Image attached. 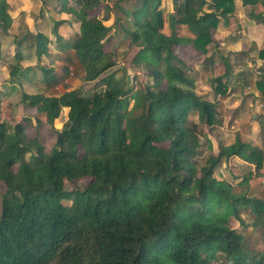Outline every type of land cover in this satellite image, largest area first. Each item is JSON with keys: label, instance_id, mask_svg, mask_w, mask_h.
<instances>
[{"label": "trees", "instance_id": "trees-1", "mask_svg": "<svg viewBox=\"0 0 264 264\" xmlns=\"http://www.w3.org/2000/svg\"><path fill=\"white\" fill-rule=\"evenodd\" d=\"M64 1V12L79 23L69 46L81 64L82 81L94 87L59 96L21 95L20 103L34 116L43 114L52 128L61 110L68 109L62 128H53L56 139L48 153L26 138L25 118L10 124L0 117V184L5 186L0 264H212L217 254L224 264H264V255L251 256L243 235L229 225L231 217L242 224L239 211L247 208L253 226H264V200L234 193L231 183L215 176L225 165L236 179L234 160L250 169L248 177L257 176L263 151L236 138L201 164L196 161L197 134L201 126L214 127L218 111L196 93L190 67L175 52L191 47L206 56L212 32L235 20V0H172L168 35L160 0L151 2L142 20L135 11L137 30L130 41L139 60L133 64L151 79L136 95L125 74L117 78L111 71L115 63L103 50L110 28L96 16L84 18L102 0ZM240 2L259 6V13L249 17L264 22V0ZM11 22L7 2L0 0V33H7ZM180 26L192 37L179 36ZM26 37L41 75L50 76L40 64L49 40L41 34ZM258 57L264 61V48ZM220 58L224 69L214 77L213 92L225 97L224 79L233 75L231 64ZM205 59L212 64V56ZM19 67H11V81L19 80ZM259 69L256 88L264 95V66ZM2 104L0 99V115L8 112ZM79 180L86 181L82 188L66 189V182Z\"/></svg>", "mask_w": 264, "mask_h": 264}, {"label": "rangeland", "instance_id": "rangeland-1", "mask_svg": "<svg viewBox=\"0 0 264 264\" xmlns=\"http://www.w3.org/2000/svg\"><path fill=\"white\" fill-rule=\"evenodd\" d=\"M115 1L116 0H102L98 8L90 12V15L96 14L101 20H103V24L106 27L110 28V33L108 35L107 41L103 43V50L105 53L111 55V60L115 63V66L111 69V71H117V78H120L123 76V74H125L127 77L126 80L128 82L127 85L131 87L132 95H136L140 94L141 86L143 85L145 80L151 83V79L145 77L146 72L144 70L134 67L133 62H135V60H139V58L137 57V48L130 41V35L137 30V26L132 21H129L128 18H125L123 21L121 13V17L115 18L114 14L111 12V7H113V9L116 8V6H112L114 5ZM152 1L153 0H148V5L144 8L141 7L142 9H139L138 13L135 14L137 19L142 20L143 18H145L144 15L146 13V10H150ZM39 2L42 3L43 6L46 2L56 3L58 2V0H39ZM235 2L237 4V0H235ZM159 7V9L162 11L163 18L165 20V27L163 29V32L168 35L169 28L166 20L168 15L173 11V2L172 0H160ZM45 10L46 9H41L40 7V11L44 16H46V14L44 13ZM40 11H35V13L37 12V15H39ZM259 11L260 7L258 6L255 8H244L237 4L234 15L235 20H233L229 29H226L225 33L219 31L215 32V30L214 32H212L213 46L209 47V52L206 56L199 57L201 56L200 54H197L196 56V54L192 52L189 48H177L175 50L176 54L182 59L184 58L183 60H185V63L188 64V66L190 67V71L188 73L194 80L195 91L204 99H207L209 101L213 100V80L217 73L215 65L218 64L221 70L224 69L222 62L220 61V56H222V58L225 57L230 64L234 56H242L243 58H246L247 52L252 54V58H256L257 51L255 50V45L253 46L254 42L249 41V39H253L254 37L255 40H260V37H262V39L264 37L259 36V34L257 33V31H259V28L256 25L259 23L256 22V20L248 17L250 12H253L255 14V12L259 13ZM123 14L127 16V13ZM248 19L249 25L247 24ZM262 25V32H264V23ZM47 28L48 27L46 24L45 29ZM122 28H124L128 35L122 32ZM26 29L27 25L20 19L19 21H17L15 27H10L8 29V33L6 36L3 34L0 35V49L4 56L2 57V60L0 62V85L1 82L8 77L7 72L9 71V62L8 60H6V56L9 55V57L11 58L12 54H14V47L18 46L17 44L19 43V41L24 39L22 37V33H24ZM177 32L179 36H190L189 30L185 27H178ZM27 39L31 40L30 37H26V39L24 40ZM226 43H232L233 45H236L234 48L239 51H227L225 49ZM248 46L249 48L247 50ZM209 56H212V64L211 60L205 59ZM42 62H44L45 64L49 63L48 61ZM42 62H40L41 65ZM62 67H65L63 66V63L61 64L60 61H56L54 69L56 70V73L58 72L57 77L61 79L62 85L58 87H54L53 85L49 86L48 88L42 91V94L59 95L64 92L65 89H68V84H70L69 87L71 90L78 88L82 89L81 91L84 92L93 90L94 83H85L82 81L81 71L83 70L81 66H68L69 76L64 82L61 78L62 73L64 71L61 69ZM241 70L246 73L250 70L249 72L252 73L250 80L251 84L261 78L260 69H257L254 66L248 69L247 66L242 67ZM246 77L242 75L239 77V79H236V81H238L237 85H235V79L232 77H229L227 80L224 79L228 83V89L230 90V92H233L235 95L233 97L231 96V99H229V104L227 103L228 105H233V103L239 98L247 99V96L253 95L252 90H254V87L253 85H251L250 88H247ZM61 86H63L64 89ZM4 90L5 87L2 86L1 92H3ZM132 103L133 98L131 99L130 106L132 105ZM240 109V106L232 107V109L226 108L225 111L221 109L218 114V119L214 124V127L208 130L207 128H205L206 126H201V133L197 134L196 149L198 150L196 161L199 164H201L210 153L216 154L220 145L229 144L233 142L236 138H239L242 142L252 144V139L254 137V129L253 127H251V119L248 118L247 111H244L240 119L237 118L236 115L238 114V110ZM20 111V117L18 118H11L10 114L6 111L3 112L0 117L1 119H4L10 124L18 123L21 119L25 118L27 120V124L25 127L26 138L32 141L33 143L42 146L44 152L48 153L56 139V134L53 128L57 130H60L62 128V125L67 119L68 110H61L60 116L57 120H60V122L57 123V121H54L53 128L45 123V116L43 114L34 116L35 111L33 109L25 107L24 105ZM259 113H262V115L260 116L261 119L258 120V124L260 125L262 123L264 128V105L261 106ZM247 122H250V124L247 125ZM260 139V144H262V147L260 148L261 150L262 148L264 150V129L260 133ZM233 163L235 166V172L237 174L236 176H238L236 179H233L231 175L227 172L228 168H226L225 165H221L220 169L217 170L215 174L216 178L231 183L234 193L246 194L248 196L264 200V186H262L264 183H260L261 178L264 179V174H260L261 169L264 170V162L262 168L258 171L259 174L257 176L252 175L250 177H248V172L250 170L248 167H246L243 163L239 162L238 160H234ZM244 178H247V184L243 183L242 180ZM85 183V180H79L73 183L66 182L65 187L68 190H73L75 188H82ZM4 190L5 186L3 184H0V193H3ZM239 217L242 220V224L238 222L236 218L231 217L229 218L230 227L243 235L244 246L249 252V254L251 256H259L260 258L261 255H264V226H253V215L247 208L240 209ZM223 261V256L221 254H217V259L212 264H224Z\"/></svg>", "mask_w": 264, "mask_h": 264}, {"label": "crops", "instance_id": "crops-1", "mask_svg": "<svg viewBox=\"0 0 264 264\" xmlns=\"http://www.w3.org/2000/svg\"><path fill=\"white\" fill-rule=\"evenodd\" d=\"M6 2L8 5V14L12 20L10 27H12V28L15 27L17 24V21H19L21 19L27 25V29L25 30L24 33H22L23 38L28 36V34H30V35L41 34V35L45 36L50 42L48 54L40 61V62H42V61H48L49 62L48 64H45L44 62H42V66L45 69L49 70L48 75H50V76H48V77L47 76L43 77L40 73V70L36 66L39 64V62H37V60H36L37 57H36V54L34 52V48L29 49L27 47L29 39H27L26 41L24 39H22L20 41V42H22V44L20 46L14 47V54H12L11 58L9 57V55L6 56L7 57L6 60H8V62H9V63L7 62L9 71L7 72L8 77L5 78L1 82V85H0V99L3 100V104H2L3 106H5V107L8 106V113L10 114V117L11 118H18V117H20L19 111L23 107V105L20 103L21 97H22L21 95H23V94H36V93L42 94V91L45 90L46 88H48L49 86L53 85L54 87L55 86L58 87V86L62 85L61 79L57 77L58 72L56 73L55 72L56 70L54 69L56 61H60L61 64L63 63V66H65V67H62L61 68L62 70H65V69L69 70L68 66H70V65H74L76 67L81 66L79 60L76 57L75 51L72 50L69 46V42L78 35L79 23L76 21H73V17L71 14L64 12V8L62 7L64 5V2H65L64 0H62L60 2L58 1L56 3L55 2H46V3H44L43 6H42V3L39 2V0H6ZM59 3H60V5H59ZM133 3L136 6L135 11H137L140 8L141 0H134ZM237 4L241 6L240 0H237ZM237 4H236V7H237ZM40 7H41V9H46L44 12L46 14V16H44L42 14V12H41L42 10L40 11ZM244 8H251V7H244ZM35 11H38V12L40 11L39 15H37V12L35 13ZM128 11L130 12L131 10L128 9ZM135 11H131L133 13L132 18H130L129 12H128L127 18L129 19V21L133 22ZM76 12H79V10L77 9V11H75V13ZM79 13L81 15V12H79ZM256 13L257 12H255V14ZM94 16L98 17L96 14L90 15V12H89V13H87V15L84 16V18L90 19ZM248 18H250V17H248ZM101 21L103 23V20H101ZM123 21H124V19H123ZM248 22H249V19L247 20V24L249 25ZM263 23H261V24L259 23L256 26L259 28V31H257L259 36L264 37V32H262L263 31V25H262ZM46 24L48 27L47 29H45ZM113 24H114V22H113ZM230 26H231V24H229L228 26H224L223 24L222 25L220 24L215 29V32L219 31V32L225 33L226 29H229ZM180 27H183V26H180ZM7 33H8V31H7ZM7 33H0V35L3 34L6 36ZM184 37H186V36H184ZM188 37H192L191 33H190V36H188ZM249 41L254 42L253 46L255 45V50L257 51L256 58H252L253 56L249 52H247V57H246L247 59L243 58L242 56H240V57L234 56L233 60L231 62V70H232L233 78L235 79L234 80L235 85L238 84V81H236V79H239V77L242 75H244L245 77L247 75V77H246L247 78V88H250V86L253 85V87H254L253 88L254 90H252L253 95L247 96V99L239 98L237 101H235L233 103V105H228L229 99H231V96L232 97L235 96L234 93L230 92V90L228 89L225 97H221L218 94H215L213 92V94H214L213 100H211V101H209L207 99H205V100L215 104L217 111H218V114L221 111V109L223 111H225L226 108L232 109V107H239L240 106L241 109L238 110L239 112L236 115L237 118L240 119V117L244 113V111H247L248 118L251 119V127H253V129H254V131H253L254 137L252 139V145L260 148V147H262L261 146L262 144H260L261 143L260 133H261L262 123L259 125L258 120L261 119L260 116L262 115V113L261 114L259 113V110H260L261 106L264 105V95L256 88V82L259 79L254 81L251 84L250 80H251L252 73L249 72L250 70L247 71V73H246V72L242 71L241 68L247 66V69H248V68L254 66L255 68L259 69L261 66H264V61L259 59V57H258V52L264 48V38L262 39V37H260V40H255L253 37V39H249ZM235 46L236 45H233L232 43H226L225 49L227 51H232V52L239 51V50L234 48ZM182 48H189L197 56V53L195 51H193L191 49V47H182ZM248 48H249V46L247 47V50H248ZM2 57H4V56H3L1 49H0V62L2 60ZM199 57H203V56L201 55ZM235 58L239 59L241 62H237V60ZM183 61H185V60H183ZM14 65L20 66L19 67V77H18L19 80L16 79V80L11 81L10 69ZM215 66H216V71H217L215 76H219L223 70H221V68L219 67L218 64H216ZM233 67H235V68H233ZM237 69H240V70H237ZM53 78L55 79V81H53ZM61 78L63 79V82L68 78V77L67 78L64 77V71L62 73ZM69 85L70 84H68V89H65V91L62 92L61 94L68 92V91H71ZM2 86L5 87V90L3 92H1ZM61 87L63 88V86H61ZM61 94H59V95H61ZM43 95H45V94H43ZM59 95H45V96H59ZM64 109L68 110L67 108H64ZM20 113H21V111H20ZM57 120H58V118L55 120V122ZM59 122H60V120L57 121V123H59ZM249 124H250V122H247V125H249ZM219 126H220V124H219ZM221 129H222V127H221ZM263 141H264V139H263ZM231 143H229V144H231ZM229 144H226V145H229ZM262 151H263V155H264L263 148H262ZM263 162H264V158H263ZM263 169H264V166H263ZM263 171L264 170L261 169L260 174H264ZM260 183H262V184L264 183L263 178H261ZM262 186H264V184Z\"/></svg>", "mask_w": 264, "mask_h": 264}, {"label": "flooded vegetation", "instance_id": "flooded-vegetation-1", "mask_svg": "<svg viewBox=\"0 0 264 264\" xmlns=\"http://www.w3.org/2000/svg\"><path fill=\"white\" fill-rule=\"evenodd\" d=\"M133 2L134 0H116L114 2V5H112V6H116V8L113 9V7H111V12L114 14L115 18L121 17L120 15L121 13L122 18L125 19L128 17V12H129L128 9L131 11L136 10V6ZM123 13H127V16L124 15Z\"/></svg>", "mask_w": 264, "mask_h": 264}, {"label": "water", "instance_id": "water-1", "mask_svg": "<svg viewBox=\"0 0 264 264\" xmlns=\"http://www.w3.org/2000/svg\"><path fill=\"white\" fill-rule=\"evenodd\" d=\"M143 4H144V0H141V4H140V8L143 6ZM139 8V9H140ZM129 16H130V18H132L133 17V13L130 11L129 12ZM131 20V19H130Z\"/></svg>", "mask_w": 264, "mask_h": 264}]
</instances>
